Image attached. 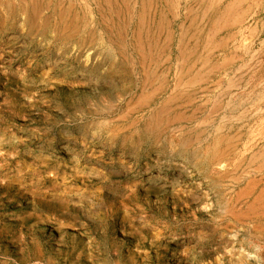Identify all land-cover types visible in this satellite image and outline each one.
Wrapping results in <instances>:
<instances>
[{
	"label": "rangeland",
	"instance_id": "1",
	"mask_svg": "<svg viewBox=\"0 0 264 264\" xmlns=\"http://www.w3.org/2000/svg\"><path fill=\"white\" fill-rule=\"evenodd\" d=\"M256 198L264 0H0V264H264Z\"/></svg>",
	"mask_w": 264,
	"mask_h": 264
},
{
	"label": "bare ground",
	"instance_id": "2",
	"mask_svg": "<svg viewBox=\"0 0 264 264\" xmlns=\"http://www.w3.org/2000/svg\"><path fill=\"white\" fill-rule=\"evenodd\" d=\"M141 5H142V4H141ZM234 8H235V3H234V4H230V5L227 7V9H226V14H225V16H226V17H225V20H226V21L232 20L231 24H233V23H238V22H239V19H240V15H239V14H236V13L233 14V12H234ZM118 12H119V11H118ZM143 12H144V11H143ZM140 17H141V16H140ZM231 17H232V18H231ZM142 18H143V16H142ZM230 18H231V19H230ZM218 20H219V19H218ZM220 21H221V20H220ZM142 23H143V21H142ZM223 23H225V22H223ZM139 24H140V23H139ZM142 25H143V24H142ZM219 26H220V24H219ZM145 32H146V31H145ZM136 33H137V32H136ZM136 35H137V34H136ZM138 35H139V34H138ZM182 35H183V34H182ZM186 36H187V35H186ZM194 37H195V36H194ZM183 39H184V38H183ZM142 40H143V39H142ZM181 40H182V39H181ZM184 40H185V39H184ZM137 41H138V40H137ZM139 41H140V40H139ZM195 42H197V41H195ZM195 42H194V43H195ZM136 44H137V43H136ZM178 46H179V45H178ZM145 47H146V46H145ZM204 47H205V46H204ZM187 48H188V47H187ZM202 48H203V47H202ZM194 49H195V48H194ZM179 51H180L181 55H183L184 52L181 51V50H179ZM202 51H203V50H202ZM177 52H178V51H177ZM188 52H189V51H188ZM140 53H142V52H140ZM184 54H185V53H184ZM188 54H189V53H188ZM140 55H141V54H140ZM193 55H194V54H193ZM141 56H143V55H141ZM187 56H188V55H187ZM183 57H184V56H183ZM141 58L143 59L144 57H141ZM185 58H186V57H185ZM186 59H187V58H186ZM143 63H144V61H143ZM182 63H184V62H182ZM145 65H146V64H145ZM183 66H184V65H183ZM185 68H186V67H185ZM186 69H188V68H186ZM191 69H192V68H191ZM206 71H207V70H206ZM193 72H194V71H193ZM204 74H205V73H204ZM145 75H146V74H145ZM201 76H202V75H201ZM191 77H192V76H191ZM144 78H145V77H144ZM182 78H183V77H182ZM179 79H180V78H179ZM179 79H178V81H176V82L178 83V84L176 83L178 87H179L180 85H181V87H182L184 84H186V85H184V87L187 86V84H191V85L193 84L192 80H189V81L184 82V84L182 85V84H181L182 81L179 80ZM185 79H186V78H185ZM186 80H187V79H186ZM195 80H196V79H195ZM183 81H184V78H183ZM196 81H197V80H196ZM199 81H201V79H200V80L198 79V83H200ZM204 81H205V80H204ZM144 82H146V80H145ZM174 84H175V83H174ZM176 84H175V85H176ZM195 84H196V83H195ZM195 84H194V85H195ZM194 85H193V86H194ZM193 86H192V87H193ZM199 86H200V85H199ZM173 87H174V86H173ZM192 87H191V88H192ZM175 88H176V87H175ZM185 88H187V87H185ZM193 88H194V87H193ZM177 89L179 90L180 87L177 88ZM177 89H176V90H177ZM181 89H183V88H181ZM187 89H188V88H187ZM183 90H185V89H183ZM183 90H182V91H183ZM177 94L179 95L178 92H177ZM147 95H148V94H147ZM182 95H183V94H181V96H179L178 98L180 99V97H182ZM142 96H143V95H142ZM144 96H145V95H144ZM144 96H143V97H144ZM173 97H174V95H173ZM173 97H172V98H173ZM175 97H176V96H175ZM172 98H170V99H172ZM178 98H177V99H178ZM139 99H140V98H139ZM170 99H169V100H170ZM140 100H142V99H140ZM172 100H174V99H172ZM172 100H171V101H172ZM169 102H170V101H169ZM173 102H174V101H173ZM171 103H172V102H171ZM171 103H168V105H167L166 103H164V104H166V105H164V107H162L163 105L161 106V107L163 108V111H162L161 108H160V109H159L160 112L162 111L163 114H165L164 112L167 113V112H168V111H167L168 108L171 107V106H170ZM143 104H144V103H143ZM145 104H146V103H145ZM145 104H144V105H145ZM173 107H175V106H173ZM171 108H172V107H171ZM178 108H179V107H178ZM172 109H173V108H172ZM161 115H162V114H161ZM166 119H167V118H166ZM220 139H221V138L218 139V142H219ZM192 142H193V141H192ZM221 142H222V141H221ZM216 143H217V142H216ZM216 143H215V145L217 146L218 143H217V144H216ZM196 144H197V143H196ZM213 147H214V146H213ZM216 149H217V148H216ZM212 154H214V153H212ZM212 154H211V155H212ZM224 154H226L225 151H222L221 149H220V150H219V149L216 150V157H219V158H220V157H222ZM212 157H214V156H212ZM215 162H216V161H215ZM221 163H222V162H221ZM214 164H215V163H214ZM219 164H220V163H219ZM253 186H254V185H253ZM256 186H257V185H256ZM249 188H250V187H249ZM253 188H255V187H253ZM246 190H247V189H246ZM250 191H252V190L250 189ZM242 193H243V191H242ZM245 193H247V192H245ZM260 193H261V192H260ZM260 193H259L258 197H259V196H260V197L263 196L262 194L260 195ZM250 194H251V193H250ZM257 194H258V193H257ZM255 197H256V196H255ZM262 199H264V198H261V199H259V198L257 199V198H256V201H257V200L260 201V200H262ZM256 201H255V202H256ZM262 201H263V200H262ZM262 201H261V202H262ZM261 202H259V203H261ZM252 204H254V202H252ZM262 204H264V203H262ZM256 205H257V204H256ZM250 206H251V205H250ZM250 206H249V207H250ZM251 207H252V206H251ZM251 207H250V208H251ZM261 208H262V206H261ZM247 209H248V207H247ZM247 209H246V211H247ZM253 209H254V208H253ZM248 210H250V209H248ZM255 210H256V209H255ZM255 210H253V212H254ZM256 211H257V210H256ZM256 211H255V212H256ZM251 212H252V211H251ZM251 212H250V213H251ZM247 214H248V213H247ZM247 214H246V215H247ZM255 214H256V213H255ZM244 216H245V215H244ZM256 216H257V215H256Z\"/></svg>",
	"mask_w": 264,
	"mask_h": 264
}]
</instances>
